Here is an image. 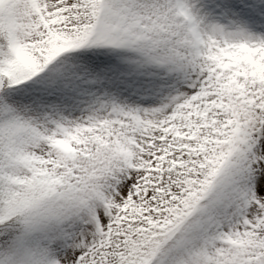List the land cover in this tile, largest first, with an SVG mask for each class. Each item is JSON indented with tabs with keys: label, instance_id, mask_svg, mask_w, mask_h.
<instances>
[{
	"label": "snow or ice",
	"instance_id": "1",
	"mask_svg": "<svg viewBox=\"0 0 264 264\" xmlns=\"http://www.w3.org/2000/svg\"><path fill=\"white\" fill-rule=\"evenodd\" d=\"M0 264H264V0H0Z\"/></svg>",
	"mask_w": 264,
	"mask_h": 264
}]
</instances>
